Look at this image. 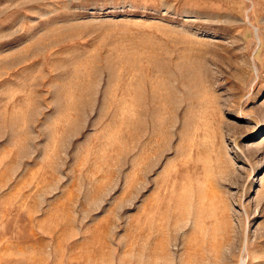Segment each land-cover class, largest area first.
I'll use <instances>...</instances> for the list:
<instances>
[{"label":"rangeland","instance_id":"rangeland-1","mask_svg":"<svg viewBox=\"0 0 264 264\" xmlns=\"http://www.w3.org/2000/svg\"><path fill=\"white\" fill-rule=\"evenodd\" d=\"M0 264H264V0H0Z\"/></svg>","mask_w":264,"mask_h":264}]
</instances>
